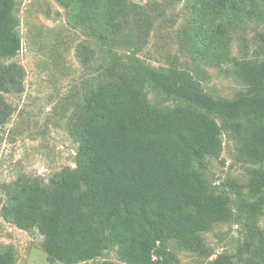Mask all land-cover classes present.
<instances>
[{"label":"trees","instance_id":"obj_1","mask_svg":"<svg viewBox=\"0 0 264 264\" xmlns=\"http://www.w3.org/2000/svg\"><path fill=\"white\" fill-rule=\"evenodd\" d=\"M55 1L67 25L85 37L77 48L82 64L96 62L66 123L77 143L75 167L46 184L25 174L4 184L0 217L22 231L37 230L50 264L96 262L108 251L123 264H182L173 248L204 264H264V31L252 27L264 23V0H183L189 16L177 45L211 67L229 65L241 85L232 98L207 93L206 73L177 57L157 68L145 64L137 29L145 24L148 33L151 19L133 1ZM17 5L0 0L5 93L22 91L23 68L2 63L22 46ZM234 37L241 58L232 55ZM11 113L0 95V124ZM224 135L234 143L242 181L209 173ZM221 225L239 227L237 250L208 260L204 234ZM15 263L13 249L3 248L0 264Z\"/></svg>","mask_w":264,"mask_h":264},{"label":"rangeland","instance_id":"obj_2","mask_svg":"<svg viewBox=\"0 0 264 264\" xmlns=\"http://www.w3.org/2000/svg\"><path fill=\"white\" fill-rule=\"evenodd\" d=\"M131 1L150 14L148 33L145 24H140L137 29L138 37L143 38L137 55L145 64L157 68L177 57L183 67L202 69L206 73L207 77L201 83L207 93L219 98L234 96L241 85L229 65L214 68L194 55L181 53L176 35L189 16L183 0ZM17 4L22 46L14 58L2 63H17L23 68L24 76L21 92H0L12 108L8 120L0 124V199L3 198V185L15 181L21 174L39 178L46 184L55 172L64 167H75L77 143L69 136L66 123L74 103L81 99L92 82V67L96 64L92 61V66L82 64L77 48L85 37L67 25L65 12L55 0H17ZM252 27L264 31V23ZM245 36L250 57L255 48L253 30L247 31ZM138 37L136 33L130 36L132 40ZM91 48L96 49V46L92 44ZM231 52L236 58L242 57L238 37L232 40ZM152 97L150 93L149 98ZM222 141V154L219 159L210 160L209 173L216 180L234 176L242 181L243 168L234 160V143L226 135ZM259 225L264 230V216ZM204 239L212 250L208 260L218 253H235L240 239L239 227H215L204 234ZM42 242L43 236L37 230L22 231L0 217V251L11 247L15 264H50ZM172 250L182 264H204L202 260L195 261L187 252ZM104 260L123 264L114 251L104 253L96 262L79 264H98Z\"/></svg>","mask_w":264,"mask_h":264}]
</instances>
